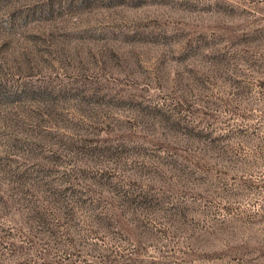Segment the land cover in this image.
I'll return each instance as SVG.
<instances>
[{
  "label": "rangeland",
  "instance_id": "rangeland-1",
  "mask_svg": "<svg viewBox=\"0 0 264 264\" xmlns=\"http://www.w3.org/2000/svg\"><path fill=\"white\" fill-rule=\"evenodd\" d=\"M0 264H264V0H0Z\"/></svg>",
  "mask_w": 264,
  "mask_h": 264
}]
</instances>
